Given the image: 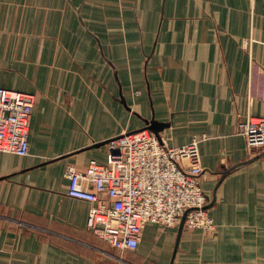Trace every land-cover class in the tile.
<instances>
[{
	"label": "crops",
	"instance_id": "1",
	"mask_svg": "<svg viewBox=\"0 0 264 264\" xmlns=\"http://www.w3.org/2000/svg\"><path fill=\"white\" fill-rule=\"evenodd\" d=\"M0 86L36 96L30 153L0 155V264H171L177 245L173 264H264V156L223 175L259 154L238 128L264 114V0H0ZM143 128L201 138L216 235L148 223L121 251L88 229L67 166Z\"/></svg>",
	"mask_w": 264,
	"mask_h": 264
},
{
	"label": "built area",
	"instance_id": "2",
	"mask_svg": "<svg viewBox=\"0 0 264 264\" xmlns=\"http://www.w3.org/2000/svg\"><path fill=\"white\" fill-rule=\"evenodd\" d=\"M253 38L241 45L250 51ZM36 96L0 86V155L30 153L29 133ZM251 153L264 150V114L241 122ZM200 140L194 136L172 147L149 128L125 132L108 143L107 163L92 160L85 171L68 165V194L91 204L88 229L125 251L140 244L148 223L176 226L189 210L184 226L214 236L218 225L210 215V197L201 176Z\"/></svg>",
	"mask_w": 264,
	"mask_h": 264
},
{
	"label": "water",
	"instance_id": "3",
	"mask_svg": "<svg viewBox=\"0 0 264 264\" xmlns=\"http://www.w3.org/2000/svg\"><path fill=\"white\" fill-rule=\"evenodd\" d=\"M262 156H264V151L261 152V153H259L258 155H256V156L253 157L252 159H250V160H248V161H246V162H244V163H241V164H239V165H235V166L231 167L230 169L224 171L223 175L225 176V175H227L228 173H230L231 171H233L234 169L238 168L239 166L244 165V164H246V163H249L250 161H252V160H254V159H257V158H259V157H262ZM214 201H215V197H214L213 201L210 203V205H209V204L207 205V207H208V208L211 207L212 204L214 203ZM188 212H189V210H187V211L185 212V214L183 215V217H182V221H181V223H180V232H179V236H178V242H179V238H180L181 232H182V230H183V227H184V224H185V219H186V216H187ZM178 242H177V243H178ZM177 247H178V245H177L176 248H175L174 257H173V259H172L171 264H173V261H174V258H175V253H176V251H177Z\"/></svg>",
	"mask_w": 264,
	"mask_h": 264
}]
</instances>
